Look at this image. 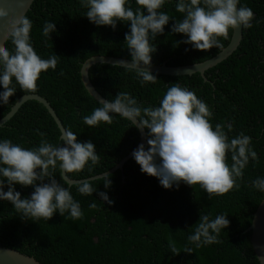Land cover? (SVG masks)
I'll return each mask as SVG.
<instances>
[{"label": "trees", "instance_id": "16d2710c", "mask_svg": "<svg viewBox=\"0 0 264 264\" xmlns=\"http://www.w3.org/2000/svg\"><path fill=\"white\" fill-rule=\"evenodd\" d=\"M262 21L251 29H242L236 50L224 61L204 72L205 81L198 75H157L155 84L141 86L135 72L123 67L94 64L88 69V79L95 91L105 100L118 92H128L144 106H158L171 84L177 83L194 91L212 109L211 123L231 124L234 137L240 132L252 138L257 161H250L238 181L240 187L222 195L208 194L198 185L164 189L159 181L142 174L133 158L121 170L108 173L138 144L137 129L128 120L116 116L111 124L100 123L89 128L82 123L84 115L99 107L88 95L80 81L81 64L92 56L129 59L124 35L129 28L117 22L116 30L90 23L78 0H33L27 16L33 22L30 38L34 50L42 58L55 54V70L41 73L35 93L19 90L9 98V105H0L2 119L22 95L35 94L43 98L54 111L64 130L76 134L78 141H91L100 161L91 172L87 166L80 173L68 174L70 180L80 181L97 177L107 171L110 187L93 180V187L106 191L113 201L109 206L99 201L96 193L83 196L70 188L73 198L80 202L83 217L72 220L54 214L52 219L32 222L22 220L11 204L0 201V247L15 250L40 264H258L250 245L252 215L264 198L251 187L256 177H264V0H241ZM132 7L136 5L133 3ZM164 11L176 19L179 13L174 4ZM55 22L56 31L49 41L41 35L43 23ZM171 21L164 34L153 42L156 52L151 64L181 67L202 63L227 46V38H218L221 49L199 51L179 43L180 34L169 35ZM11 48L10 38L4 43ZM145 137H147V130ZM43 133L44 137L38 135ZM60 132L45 108L36 101L24 102L17 112L0 127V139H9L23 147L38 146L42 138L59 144ZM146 139V138H145ZM228 163H231L230 156ZM57 173H53L56 175ZM60 182V177H54ZM47 183V181H44ZM22 198L31 194V187L15 186ZM7 191V188H5ZM96 208L90 209L89 203ZM227 215L229 227L221 232L219 243L193 247L192 254L181 252L173 256L167 245L169 237L182 249L187 236L198 222L199 215Z\"/></svg>", "mask_w": 264, "mask_h": 264}, {"label": "clouds", "instance_id": "9594fccd", "mask_svg": "<svg viewBox=\"0 0 264 264\" xmlns=\"http://www.w3.org/2000/svg\"><path fill=\"white\" fill-rule=\"evenodd\" d=\"M78 3L86 9L83 16L97 27L107 26L115 31L117 22L128 25L124 42L130 60L120 61L119 65L133 70L141 86L157 82L150 71L152 55L156 52L153 42L164 34L170 21L169 35L180 34L184 39L179 43L202 52L221 49L223 45L218 38H227L230 31L251 29L254 23L262 22L241 0H78ZM166 4H174L181 18L164 11ZM5 24L11 48L0 45V105L3 106L9 105L17 86L22 92L35 93L40 74L55 70L59 58L51 54L45 59L36 53L30 38L33 22L27 16L10 19L9 13L0 9V25ZM55 31V22L46 20L41 28L44 41H49ZM116 116L147 130V146L140 144L132 152V158L142 174L156 178L166 190L184 183L198 185L210 195H222L238 189L244 170L250 161L258 159L250 136L240 132L230 137L231 124L213 126L211 107L194 91L177 83L168 87L158 106H144L128 92H118L91 114L84 115L82 123L94 128L100 123L111 124ZM38 135L44 137L43 133ZM99 161L95 145L90 140L78 141L70 130L63 132L59 144L42 138L38 146L26 148L9 139H0V201L9 202L22 220L48 221L54 214L65 216L66 213V219H80L83 217L80 202L62 181L86 166L91 172ZM54 172L57 174L53 175ZM55 176L60 177V182ZM100 177L103 187L108 189L111 181L107 171ZM250 183L253 189L264 193V177L258 176ZM16 185L31 187L33 191L22 198ZM92 185L93 180H83L76 191L83 196L96 193L99 201L111 206L113 201L107 192ZM96 206L95 202L88 205L90 209ZM228 227L227 215L220 213L212 217L200 213L183 248H178L170 237L167 247L173 256L181 252L192 254L193 247L219 243L218 237Z\"/></svg>", "mask_w": 264, "mask_h": 264}, {"label": "water", "instance_id": "95a60500", "mask_svg": "<svg viewBox=\"0 0 264 264\" xmlns=\"http://www.w3.org/2000/svg\"><path fill=\"white\" fill-rule=\"evenodd\" d=\"M32 3L33 0H0V9L8 12L10 19H18L19 17L24 16L27 13V11H29ZM241 31H242L241 28L232 31L227 46L223 48L214 57L202 63L188 65V66H181V67H168L165 66L164 64L157 66L151 64L150 71L153 74L165 75V76H190L196 73L205 81L204 72L216 66L220 62L224 61L228 56L232 54V52L236 50L241 40ZM8 38H9L8 26L6 24L0 25V45H4V43ZM120 61H129V59H121V58H114L108 56H92L81 64L79 74H80V81L82 83V86L85 89V91L88 93V95L92 97L98 104H103L106 102V100L102 98L91 85L88 79V69L94 64H98V63L123 67L119 65ZM26 101H36L45 108V110L52 118V120L54 121L55 125L57 126L60 132L59 138L62 139V134L65 130L63 129L59 119L56 117L54 111L49 106V104L43 98L35 94L22 95L21 97H19L17 101L14 103V105L10 108L9 112L2 119H0V127L4 125L16 113L19 107ZM133 126L135 127V125ZM135 128L137 129L138 132L139 141L134 150H136L140 144H145V146H147L145 139L146 138L145 131L138 129L137 127ZM132 152L129 153L127 156H125L108 173H112L115 170H121L122 165L129 158L132 157ZM100 176L92 177L86 180H95L98 178H102ZM63 181L68 186H71L74 184H78L83 180L74 181L65 177ZM246 232L250 233V245L255 258L258 261V264H264V198L259 203L255 212L253 213L251 224L247 228ZM0 264H40V263L37 262L35 259L23 255L15 250L0 247Z\"/></svg>", "mask_w": 264, "mask_h": 264}]
</instances>
